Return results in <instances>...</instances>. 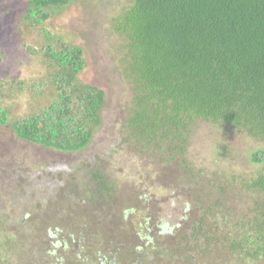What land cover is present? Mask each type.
<instances>
[{"label": "trees", "instance_id": "1", "mask_svg": "<svg viewBox=\"0 0 264 264\" xmlns=\"http://www.w3.org/2000/svg\"><path fill=\"white\" fill-rule=\"evenodd\" d=\"M72 2L29 0L23 21L48 38L45 22ZM108 21L130 91L120 147L76 166L37 163L29 173L28 162L7 175L0 264H264V0H121ZM48 39L35 51L46 79L0 83V102L26 90L33 102L14 117L0 105V128L81 152L103 126L105 93L81 80L82 47ZM202 123L257 142L249 152L257 168H197L190 149ZM125 145L140 160L122 161L128 172L114 164ZM139 175L177 194L170 210Z\"/></svg>", "mask_w": 264, "mask_h": 264}, {"label": "rangeland", "instance_id": "2", "mask_svg": "<svg viewBox=\"0 0 264 264\" xmlns=\"http://www.w3.org/2000/svg\"><path fill=\"white\" fill-rule=\"evenodd\" d=\"M120 1L73 0L45 22L44 27L49 32V37H60L83 48L87 67L80 78L84 83L95 86L105 93L101 113L103 126L95 133L92 142L77 153L49 150L23 142L17 138L11 126L1 127L0 182L3 188H7L11 183L7 175L12 176L14 171L19 170L25 163L32 162L31 165L22 167L24 171L30 173L38 169L37 163L40 165L39 169H43V165L50 169L56 166L58 168L60 165L73 166L86 159L92 161L95 156L109 153L110 150L115 152L119 149L118 140L122 133L120 119L121 115H125L126 107L129 105L130 91L114 59L117 40L111 38L108 20ZM28 2L29 0H0V83H4L8 88L10 81L14 80L38 83L46 79L49 72L41 62L40 56L35 54L49 37H45L41 32L43 26L32 28L23 21ZM0 105L10 108V116L14 117L27 113L33 102L26 90L12 99H5ZM192 142L190 153L197 168L203 167L214 173L226 170L229 173L244 170L250 172L258 166L249 160V152L257 149L258 143L233 129L202 123L196 130ZM124 148L115 154L117 160L114 164L120 163L121 168L122 161L126 164V160H131L140 165L139 158L134 159L126 150L127 145ZM1 160H12L11 168ZM125 164L122 168L124 172H128L129 168ZM138 178L141 181L140 186L143 180H148L143 179L141 175ZM148 182L152 192L157 194L163 192L159 198L162 202L160 207L165 211L170 210L169 204L176 201L177 194L167 197L165 186L159 185L155 180ZM178 209L175 218L182 216L181 205H178Z\"/></svg>", "mask_w": 264, "mask_h": 264}]
</instances>
